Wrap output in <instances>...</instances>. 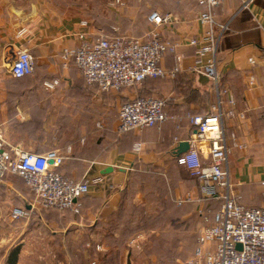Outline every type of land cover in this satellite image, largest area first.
<instances>
[{
	"label": "crops",
	"instance_id": "0c3cea01",
	"mask_svg": "<svg viewBox=\"0 0 264 264\" xmlns=\"http://www.w3.org/2000/svg\"><path fill=\"white\" fill-rule=\"evenodd\" d=\"M121 1L123 5L115 0H0V133L16 151L57 149L66 156L60 171L90 181L79 212L50 209L55 210L51 224L69 233L62 248L68 239L73 250L95 257L94 264H197L198 232L213 221L221 201L203 193L176 151L195 132L191 117L218 106L211 80L195 70L196 49L188 42L204 35L207 27L198 15L205 9L197 0ZM112 2L115 6L109 8ZM23 10L29 13L25 19L19 17ZM152 11L178 18L160 27L163 39L180 43V60L172 53L161 59L167 70L180 67L175 77L148 78L138 88L106 91L89 85L63 57L66 49L82 43L79 33L93 40L118 29L119 34L144 38ZM213 12L219 23L228 25L218 51L222 86L230 89L222 106L232 108V95L235 110L245 111L244 117L225 120L227 135L235 134L242 145L229 141L232 192L245 206H264V0H255L250 10H241L239 0H225ZM19 47L28 49L36 63L34 73L21 79L10 73ZM149 95L165 99L167 119L119 135V106ZM137 142L143 143L140 153L134 151ZM198 146L206 156V144ZM138 175L154 181L133 197L128 187ZM187 195L191 200L180 204ZM129 203L144 207L130 208ZM53 233L58 240L60 232ZM123 244L128 249L117 260Z\"/></svg>",
	"mask_w": 264,
	"mask_h": 264
},
{
	"label": "built area",
	"instance_id": "2783aa9c",
	"mask_svg": "<svg viewBox=\"0 0 264 264\" xmlns=\"http://www.w3.org/2000/svg\"><path fill=\"white\" fill-rule=\"evenodd\" d=\"M225 0H197L204 7L198 20L207 28L202 37H191L188 42L196 49L195 70L207 76L216 91L218 106L206 114L191 117L195 132L188 139L190 148L178 157L181 165L201 182L203 193L216 198L221 204L213 221L200 228L194 259L197 264H264V206H245L241 196L234 195L231 188L229 155L232 146L242 148L235 134L228 136L225 131L226 118L245 116V111H236L235 98L230 95L232 108L225 110L222 98L230 89L222 86L218 68V51L227 24L219 23L213 9ZM241 10H250L255 0H239ZM115 3L123 5L121 0ZM28 11L19 12L20 18H27ZM151 24L144 38L126 36L117 32L102 34L88 40L85 33H79L82 43L75 49H66L63 57L72 61L78 73L91 86L108 91L122 88H138L148 78L175 77L180 71L177 65L165 69L162 57L167 53L178 55L179 41L163 39L160 27L177 22L172 13L152 11L148 17ZM84 25L87 21L83 22ZM255 63L254 58H250ZM35 58L24 47H19L11 59L10 73L14 78L31 75L35 70ZM251 83H254L251 79ZM51 87L52 84L46 83ZM165 99L156 96L137 97L123 103L119 108L117 132L119 135L132 130H143L163 123L167 119L164 111ZM205 143L206 156L198 144ZM143 143L137 142L134 151L140 153ZM66 156L57 149L44 153L13 150L0 133V180L11 175L22 177L34 192L36 201L45 209L72 210L79 212L82 198L90 192L88 179H74L66 176L59 168ZM264 185V181H262ZM191 200L187 195L180 204ZM24 208L13 209V217L26 215ZM241 244V248L238 246Z\"/></svg>",
	"mask_w": 264,
	"mask_h": 264
},
{
	"label": "rangeland",
	"instance_id": "374dc122",
	"mask_svg": "<svg viewBox=\"0 0 264 264\" xmlns=\"http://www.w3.org/2000/svg\"><path fill=\"white\" fill-rule=\"evenodd\" d=\"M107 2L108 0H105V4ZM114 6L112 2L109 8ZM153 181L154 179L143 175L134 176L128 192L133 197L138 192L144 193L148 191ZM16 207L24 208L26 215L14 218L12 212ZM128 207L137 206L129 203ZM142 207L144 206L137 208ZM52 213L55 214L54 211L47 210L37 203L34 192L20 176L10 174L3 181L0 180V264H6L8 256L16 249L17 264H94L95 257L89 253L87 255L84 252H76L69 246L68 239L66 247L62 248L60 242L64 237H69V233L64 232L66 231L64 227H54L51 224L52 219L48 215ZM61 217L62 220H67V214ZM54 231L60 232L58 240L54 236ZM124 246L123 244L116 252L117 260H120L124 252L126 253L128 248H123Z\"/></svg>",
	"mask_w": 264,
	"mask_h": 264
},
{
	"label": "trees",
	"instance_id": "16d2710c",
	"mask_svg": "<svg viewBox=\"0 0 264 264\" xmlns=\"http://www.w3.org/2000/svg\"><path fill=\"white\" fill-rule=\"evenodd\" d=\"M222 42V41H221ZM28 76V75H27ZM26 77V76H25ZM24 78V77H23ZM21 79V78H19ZM84 79V78H83ZM107 91V90H106ZM18 176V175H17ZM22 178V177H21ZM24 180V179H23ZM50 210V209H47ZM51 211H55V210H51ZM50 217L52 216L51 214H49ZM53 218V216L51 217V219ZM17 255H18V249L12 251V253L8 256L6 264H17Z\"/></svg>",
	"mask_w": 264,
	"mask_h": 264
},
{
	"label": "water",
	"instance_id": "95a60500",
	"mask_svg": "<svg viewBox=\"0 0 264 264\" xmlns=\"http://www.w3.org/2000/svg\"><path fill=\"white\" fill-rule=\"evenodd\" d=\"M190 148V143L189 141H184L182 142L179 147H178V151H176V155L179 157L180 155H182L183 153L187 152ZM112 168V167H110ZM241 248V244L238 245Z\"/></svg>",
	"mask_w": 264,
	"mask_h": 264
}]
</instances>
